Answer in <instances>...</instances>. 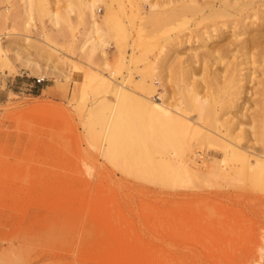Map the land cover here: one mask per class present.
<instances>
[{
    "label": "rangeland",
    "instance_id": "374dc122",
    "mask_svg": "<svg viewBox=\"0 0 264 264\" xmlns=\"http://www.w3.org/2000/svg\"><path fill=\"white\" fill-rule=\"evenodd\" d=\"M42 1L49 12L71 7L68 21L50 23L35 12L27 20L23 0H0V264H264V189L248 163L233 158L222 167V156L189 161L166 154L163 164L151 141L148 159L136 142L116 149L105 141L114 98L98 78L136 93L145 78L160 93L177 86L176 64L185 67L187 54L214 43L162 40L187 33L171 21L138 37L141 13L148 12L143 0L95 1L96 21L108 14L107 23L113 20L103 25L104 37H91L88 15L77 21L78 0ZM107 1L113 14L104 13ZM237 31L219 44L232 49L243 38L232 36ZM235 54L229 60L242 58ZM130 108L134 128L127 134L136 136L134 118L143 110Z\"/></svg>",
    "mask_w": 264,
    "mask_h": 264
},
{
    "label": "bare ground",
    "instance_id": "6f19581e",
    "mask_svg": "<svg viewBox=\"0 0 264 264\" xmlns=\"http://www.w3.org/2000/svg\"><path fill=\"white\" fill-rule=\"evenodd\" d=\"M20 1L22 2V0ZM95 1L103 3L106 0H78L76 16L77 21L82 23L83 20H85L84 17L88 15L87 17L91 19V21L89 20L91 22V30L89 32L91 37L97 35L101 37L105 32L104 30L101 34L102 29L111 27L113 23V20L107 23L109 22V17H111L108 13L113 14V4L108 1L106 4L104 3V8H106L104 9L106 10L104 13H106V15L108 14V16L105 15V20L99 23L100 21L97 22L95 19L97 15L94 16L93 14V7L96 4ZM143 1L146 2L148 12H144V14L140 12V23L137 28L135 27L138 37L152 36L154 32L157 33L156 31L159 28L161 30L162 24L163 27L167 25L165 24L164 26L165 21H171L170 23L175 24L174 30L187 29V33L184 32L181 34L177 32V34L175 33L173 36L166 34L167 36L165 35L162 40L171 41V44H173V41L174 43H181L182 41L179 40V38L185 37V42H187V40H191L194 43L197 42V44L199 42V46L203 45L204 48L207 47V43L214 44H210L211 47L209 46V48H206V50L204 49L200 53L191 51L187 54L188 56L185 54V56H187L186 60H182L187 62V65H185V67L184 65L179 67L180 63H178L179 65L176 64V67L178 65L179 68H173V76L178 81L177 86L171 89H162L160 93H154L157 90L150 79H148L150 81L147 82L145 78H142L140 80L141 91L136 93L131 89H123L122 86H114L108 79H97V76L96 78L94 77L103 87L110 88L114 98V100H111L113 104L111 105L110 113L107 118V130L104 134L107 145L116 147L117 149V145H121L122 142H136L141 150L140 153L142 152L141 155H144L145 158L148 159L150 153L149 149L151 148L149 147V142L151 141L154 145L151 152H153L155 158H163L162 160L160 159L162 162L165 159L163 156L166 154L174 155V157L178 156L179 159L185 158V160H191L192 157L210 154L222 156L221 166L226 167L225 161L230 159V163L234 158V164L243 165L242 162H245L250 165L248 166L250 169L252 168L250 177H252L255 186L258 189H264V33L261 31L262 28H264L262 27L264 26V10H261V6H264V0ZM23 3L25 4L27 20H32L31 12H35L40 15L39 18L48 16L50 18V23L53 22L57 24L61 21L66 23L70 14L69 12H71V7L65 5L64 7H68L63 9L64 13L61 10L62 13L59 14L57 8L54 9L56 12H51L50 10V13L47 8L48 6H45L42 0L37 3L39 7L35 5L34 0H23L22 4ZM69 4L71 5L72 3ZM97 7L95 6L94 8L96 9ZM84 10L88 11L87 14ZM166 14L168 18L164 17ZM150 17L152 18L150 19ZM246 20H248V22L245 23L244 21ZM103 25H105V27ZM148 26H150L151 29H149ZM235 29L238 30V34H233L232 36L237 37L241 35L243 38L236 44L230 43V46L233 47L232 49L220 45L218 42L219 38L223 34L232 32ZM160 30H158V32ZM111 31L109 32L111 33ZM91 37L89 36V39ZM86 40L88 39L84 41ZM89 44L96 45V42ZM175 45L176 43L174 46ZM90 47L94 48V46ZM198 48H201V46ZM251 48H258V50L257 52H252ZM190 50H192V48H190ZM160 53L162 55L163 51L161 50ZM235 53H238V56H242V58L238 61L229 60L230 57L236 56ZM173 57L175 58L176 56ZM158 59L160 58L158 57L156 60ZM213 64L217 65L214 69L212 68ZM258 67H260V69H258ZM138 71H135V73ZM255 73L261 76V78L255 80V76H252ZM139 76H141V74ZM166 79H168V77ZM162 83L161 86L164 87ZM249 83H251V85H249ZM155 99H158V102ZM131 105H137L143 110V114L139 113L138 117L134 118L139 125L138 128H140L136 136L135 133L129 134L130 130L127 134L129 126H133V123L130 121L131 117L129 116ZM228 109L230 110V115L226 116L229 112ZM243 109L245 111H243ZM101 119L103 118L100 117V120ZM180 129H182V132ZM178 131L182 133L181 137L177 136ZM133 136L135 139H133ZM180 139H183V145H181ZM124 144L125 143L122 144V147H124ZM118 150H120V147H118ZM165 162L168 163L167 161ZM165 162H163V164ZM184 165L190 169L187 162ZM167 166L169 167L168 164ZM258 196L259 195L255 194L257 199H259ZM261 201L262 199L259 200L258 203L260 204Z\"/></svg>",
    "mask_w": 264,
    "mask_h": 264
},
{
    "label": "built area",
    "instance_id": "2783aa9c",
    "mask_svg": "<svg viewBox=\"0 0 264 264\" xmlns=\"http://www.w3.org/2000/svg\"><path fill=\"white\" fill-rule=\"evenodd\" d=\"M42 81H43L42 78H37V79H35V83H36V84H39V83H41Z\"/></svg>",
    "mask_w": 264,
    "mask_h": 264
}]
</instances>
